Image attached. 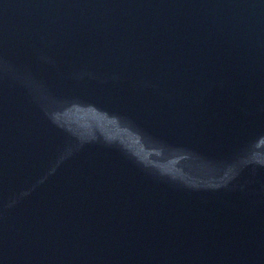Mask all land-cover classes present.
<instances>
[{"label":"water","instance_id":"95a60500","mask_svg":"<svg viewBox=\"0 0 264 264\" xmlns=\"http://www.w3.org/2000/svg\"><path fill=\"white\" fill-rule=\"evenodd\" d=\"M0 264H264V0H0Z\"/></svg>","mask_w":264,"mask_h":264}]
</instances>
